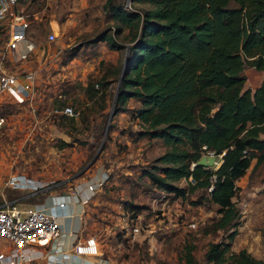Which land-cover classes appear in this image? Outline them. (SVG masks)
<instances>
[{
	"label": "rangeland",
	"instance_id": "374dc122",
	"mask_svg": "<svg viewBox=\"0 0 264 264\" xmlns=\"http://www.w3.org/2000/svg\"><path fill=\"white\" fill-rule=\"evenodd\" d=\"M103 1L26 0L15 6L27 14V38L34 47L25 58L5 55L4 65L17 73L34 69L37 76L31 106L29 100L0 101V115L5 117L0 126V204L23 192L8 184L13 175L29 177L27 184L41 185L40 191L49 194L76 187L87 193L83 182L104 173L105 181L84 201L76 228L80 238L95 235L100 241L101 264H185L181 257L185 243L193 244L197 264H212L204 257L207 242L226 240L229 232L204 229L218 216L216 204L201 188L181 197L151 183L144 171L154 169L155 158L167 146L159 137L141 134L143 128L131 111L116 107L115 69H123L126 49L111 48L103 40L88 41L113 26ZM7 35L3 22L1 46ZM124 35L123 31L118 38L123 40ZM257 71L250 65L244 68V87L253 89L260 82L264 69ZM103 75L110 79L106 87L97 83ZM89 83L94 84V93ZM127 103L132 108L139 105L135 98ZM66 104L79 113L64 114ZM219 162L216 159L213 165ZM253 163L254 159L236 181L233 199L240 207V220L230 247L235 251L244 247L264 259V163ZM178 184L185 185L186 180ZM40 199L38 193L20 201ZM136 221L141 228L134 234L130 227Z\"/></svg>",
	"mask_w": 264,
	"mask_h": 264
},
{
	"label": "trees",
	"instance_id": "16d2710c",
	"mask_svg": "<svg viewBox=\"0 0 264 264\" xmlns=\"http://www.w3.org/2000/svg\"><path fill=\"white\" fill-rule=\"evenodd\" d=\"M102 9L113 26L88 41L126 49L123 69H115L116 107L131 111L141 134L167 146L145 174L176 196L204 189L216 204L218 216L204 229L229 232L226 240L207 242V261L264 264L246 248L230 247L240 220L236 181L252 159L253 166L264 163V77L253 89L244 87L247 65L264 69V0H130L128 6L104 0ZM99 82L106 87L110 79L103 75ZM88 87L90 93L96 90L93 83ZM130 98L139 105L129 106ZM209 150L218 165L193 164ZM181 179L185 185L178 184ZM193 248L183 245L185 264H197Z\"/></svg>",
	"mask_w": 264,
	"mask_h": 264
},
{
	"label": "built area",
	"instance_id": "2783aa9c",
	"mask_svg": "<svg viewBox=\"0 0 264 264\" xmlns=\"http://www.w3.org/2000/svg\"><path fill=\"white\" fill-rule=\"evenodd\" d=\"M17 3L18 0H0V22L6 20L8 33L3 46L0 41V101L10 98L17 103H24L29 100L31 106L36 70L27 69L23 73H17L9 70L3 61L5 55L15 60L25 58L34 47V42L27 38V14L15 9ZM8 14L11 16L7 20ZM54 35L53 32L50 33L49 40ZM1 47L4 49L1 50ZM61 110L70 116L79 113V109L69 104L64 105ZM4 119L0 115V126ZM204 153L213 154V151ZM106 176L103 174L100 179L86 180L87 193H83L79 187L72 191L51 193L52 203L46 199L34 203L12 199L0 204V264H72L71 261L75 259L80 260L81 264H101L99 260L102 258L98 257V260L97 256L102 248L95 235L82 239L77 235V229L65 233L57 221L58 213L54 208L60 207L64 209V213H68V193L86 201L105 181ZM27 179L30 178L13 175L7 182L12 187L32 188L34 192L44 189L41 185L27 184ZM211 188L212 185H209L208 189ZM82 213L83 209L80 218ZM189 224L194 226L195 222L191 221ZM140 228L136 221L130 230L135 234L140 232Z\"/></svg>",
	"mask_w": 264,
	"mask_h": 264
},
{
	"label": "crops",
	"instance_id": "0c3cea01",
	"mask_svg": "<svg viewBox=\"0 0 264 264\" xmlns=\"http://www.w3.org/2000/svg\"><path fill=\"white\" fill-rule=\"evenodd\" d=\"M25 1L26 0H18V3L19 4H21V3L25 4L26 3ZM3 22L5 23L6 20L1 21L0 24H2ZM103 174L104 173H97L96 176L94 175V178H90V179H92V180L100 179L103 176ZM83 183H84V187L86 188L85 181ZM18 188L22 189V191H23L20 196H17L16 198H14V199H18V200H22L24 197H26L25 195L28 196V195H32L35 193H37V195H38V192H39V191L34 192V190H32V188H28V187L27 188L18 187ZM40 193H41V191H40ZM51 193L52 192H50L49 194L43 193L44 195L41 198V200L46 199L47 201L52 203ZM68 194H69L68 204H67L68 213H64V209H62L60 207L54 208V211L56 213H58L57 221L65 233H67L69 230H72V229L75 230L77 228L78 224L80 223V213H81L82 209L84 208V206H83L84 201L82 200V198H79L78 196L73 195L71 193H68ZM37 195H35V196H37ZM41 200H39V201H41ZM71 263L72 264H81L80 260H78V259L72 260Z\"/></svg>",
	"mask_w": 264,
	"mask_h": 264
},
{
	"label": "water",
	"instance_id": "95a60500",
	"mask_svg": "<svg viewBox=\"0 0 264 264\" xmlns=\"http://www.w3.org/2000/svg\"><path fill=\"white\" fill-rule=\"evenodd\" d=\"M257 72L259 74L260 71L258 70ZM257 80H258V78H257ZM215 162H216V155L214 153L213 154L204 153L196 160V162L194 164H201V165L209 166V165L214 164Z\"/></svg>",
	"mask_w": 264,
	"mask_h": 264
}]
</instances>
